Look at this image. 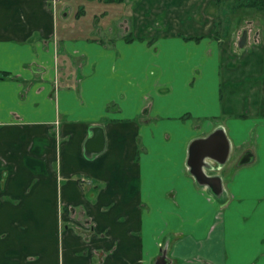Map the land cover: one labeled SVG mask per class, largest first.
<instances>
[{"label": "crops", "instance_id": "obj_1", "mask_svg": "<svg viewBox=\"0 0 264 264\" xmlns=\"http://www.w3.org/2000/svg\"><path fill=\"white\" fill-rule=\"evenodd\" d=\"M47 3L0 0V264H155L163 250L169 264H264V77L242 93L234 76L264 67V50L245 42L239 57L179 0L120 13L113 40L80 25L85 7L54 27ZM135 15H153L149 36ZM95 126L98 153L85 150ZM220 127L230 154L212 163L216 195L186 161Z\"/></svg>", "mask_w": 264, "mask_h": 264}, {"label": "rangeland", "instance_id": "obj_2", "mask_svg": "<svg viewBox=\"0 0 264 264\" xmlns=\"http://www.w3.org/2000/svg\"><path fill=\"white\" fill-rule=\"evenodd\" d=\"M169 0H153L152 2H148L146 0H98L96 3H91L93 5L91 7V11L89 9V3L86 2V0H48V9L50 12L53 13V24H55L54 27H63L64 29H72L74 26V21H76V17H82L86 11V15H84L82 19H80V25L83 27H86L88 25V29L93 28V31L96 33H104L106 36H101L104 38H110L115 39L119 35V25L128 26L125 23H117L119 14L124 12L126 16H131L134 11H141L143 13L144 11H148V8H150L149 12H153V14L157 11H160L163 9V7L166 5V2ZM183 3L184 6L191 5L192 8L198 7L196 10L197 12H203L206 11L208 14V17H205V20L207 21V24L209 28H211L213 25V28H216L217 31L215 34H219L220 36L230 38L232 43L231 50L237 52L239 57L241 56H247L246 51L244 52V48L240 45H242L245 42H248L247 49L249 50H255L261 52L259 55L261 58H263V50H264V7H254L252 4H255V0H179ZM89 2V1H88ZM187 3V4H186ZM147 6V8H146ZM85 7V9H84ZM152 7V8H151ZM84 9V10H83ZM81 11V12H80ZM66 12L67 16L64 17L63 13ZM95 12V16H98V18H94L93 14ZM127 12V13H126ZM224 12V15L221 13ZM123 15V13H122ZM136 16V15H135ZM153 16V15H152ZM151 17L149 18H141L140 16H136L135 19H130L131 22H136L137 25H135V32L137 34H142L144 37H146V33L143 31H139V28L142 27L143 23L151 22L153 19ZM215 16H217L215 18ZM159 19L157 21V24L164 23L161 26H165L166 22L170 26H165L167 28L164 31H168L169 33H172L176 30V23L177 20L174 19ZM113 22L116 26H114L113 31L108 32V29L103 30V27H106V25H110ZM128 21L127 19L125 22ZM204 21V20H203ZM200 20V22H203ZM73 25V26H72ZM103 25V27H102ZM72 26V27H71ZM174 26V29L172 27ZM98 29H97V28ZM101 28V29H100ZM138 28V29H137ZM224 28L226 31V36H224ZM128 30V29H127ZM174 30V31H173ZM98 31V32H97ZM234 31V32H233ZM58 32V30H57ZM111 33V34H110ZM132 34V33H131ZM131 34L129 32L126 35L127 39L131 38ZM162 34V33H161ZM97 36V37H100ZM149 36V35H148ZM147 36V37H148ZM56 35L54 37L53 43L55 45L60 43L59 38H62L60 36ZM240 43V44H239ZM225 45H230L229 41H225ZM237 45V47H236ZM57 52V51H56ZM253 54H257V52H254ZM55 55V54H54ZM250 57V56H249ZM248 57V58H249ZM56 55L53 56L52 59H56ZM231 58V57H230ZM233 59V57L231 58ZM235 65L243 66L246 64V61H233ZM57 67V65H56ZM56 71L57 72H60ZM264 67H261L259 71H256L255 69H248L247 66L244 67H237V72L234 74V76L243 77V80H240L237 86V91L241 90L242 93H244L245 90L248 88V84L250 82H253L254 85L258 80L262 79V76L264 77ZM262 72L259 76H255L257 73ZM253 80V81H251ZM241 93V92H240Z\"/></svg>", "mask_w": 264, "mask_h": 264}, {"label": "water", "instance_id": "obj_3", "mask_svg": "<svg viewBox=\"0 0 264 264\" xmlns=\"http://www.w3.org/2000/svg\"><path fill=\"white\" fill-rule=\"evenodd\" d=\"M242 45V43L240 44ZM105 146V137L102 127L92 128V136L85 143V150L98 153ZM230 154V141L223 128H217L204 138L194 139L188 148L187 165L189 172L194 176L196 182L205 185L218 195L222 189L221 176L212 174L214 171L212 163L224 164ZM253 159L250 151L244 152L237 165L245 164ZM170 259L166 256V250L158 256L155 264H169Z\"/></svg>", "mask_w": 264, "mask_h": 264}, {"label": "trees", "instance_id": "obj_4", "mask_svg": "<svg viewBox=\"0 0 264 264\" xmlns=\"http://www.w3.org/2000/svg\"><path fill=\"white\" fill-rule=\"evenodd\" d=\"M252 6L254 7H261L263 8L264 7V0H255V4H252Z\"/></svg>", "mask_w": 264, "mask_h": 264}]
</instances>
